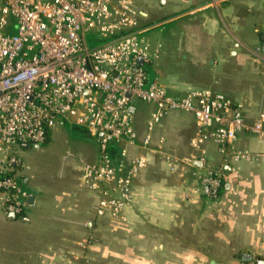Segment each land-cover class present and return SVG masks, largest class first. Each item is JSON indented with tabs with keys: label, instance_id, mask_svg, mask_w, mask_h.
I'll return each instance as SVG.
<instances>
[{
	"label": "crops",
	"instance_id": "crops-1",
	"mask_svg": "<svg viewBox=\"0 0 264 264\" xmlns=\"http://www.w3.org/2000/svg\"><path fill=\"white\" fill-rule=\"evenodd\" d=\"M133 1L141 35L160 56L149 65L155 72L146 68L150 82L158 81L179 97L195 88L223 93L244 105L248 123L258 119L264 110V0ZM169 58L184 71L167 67ZM154 110L152 106L144 129L134 120L140 143ZM84 130L94 139L88 163H98L99 143ZM195 135L194 116L172 112L152 132L151 147L173 158L129 149L130 159L146 154L149 162L134 179L119 219L95 216L81 166L75 182L66 181L65 188L53 192L48 184L42 188L23 180L24 168L18 178L34 206L23 217L7 215L0 206L13 220L3 238L0 234V264H90L103 246L112 247L114 264L264 260V138L241 134L237 149L255 158L238 162L226 159L214 143L205 145L209 163L224 174L219 197L211 199L197 191L203 170L196 165L201 153L191 146ZM122 147L110 146L114 160Z\"/></svg>",
	"mask_w": 264,
	"mask_h": 264
},
{
	"label": "built area",
	"instance_id": "built-area-1",
	"mask_svg": "<svg viewBox=\"0 0 264 264\" xmlns=\"http://www.w3.org/2000/svg\"><path fill=\"white\" fill-rule=\"evenodd\" d=\"M89 34L93 36L89 39ZM92 43L95 46H89ZM160 59L141 35L133 0H0V206L23 217L33 207L18 178L25 165L24 145H43L60 127L86 129L99 143L98 163H83L81 181L89 190L97 218H123L134 179L148 155L129 158V149L173 158L151 147L152 132L172 112L192 114L201 153L199 188L217 199L223 172L209 163L205 145L238 162L255 158L237 149L241 134L264 138V110L248 123L244 105L223 93L195 88L179 97L149 81L146 65ZM154 106L147 136L135 129L136 103ZM131 108H135L131 113ZM119 150L114 160L109 148ZM164 146L165 139H160ZM92 237L89 243L92 241ZM240 264H256V260Z\"/></svg>",
	"mask_w": 264,
	"mask_h": 264
},
{
	"label": "rangeland",
	"instance_id": "rangeland-1",
	"mask_svg": "<svg viewBox=\"0 0 264 264\" xmlns=\"http://www.w3.org/2000/svg\"><path fill=\"white\" fill-rule=\"evenodd\" d=\"M92 36L93 34H89V39ZM169 44L170 43H168V45ZM89 46L93 47L95 45L89 43ZM167 67L177 68L178 70L182 69V65H178L177 61L174 62L173 59L170 58L167 61ZM146 68H148L150 73L155 70V67L149 65H146ZM189 69V64H185V70L189 71ZM182 70L184 71V69ZM192 72L195 73V71ZM136 109L137 111L134 116L136 126H138L139 129H144L147 115L151 112L152 106L144 102H137ZM93 140L94 139H92L81 127L66 126L56 129L52 132L51 139L49 137V140H47L45 144L40 145L39 149H33L32 147L29 149H22L21 158L25 165L24 171L28 173H22V179H31V184L34 183L42 188H47L48 184L52 192L62 190L66 187V181L75 182L78 174L77 168L82 166L83 163L88 162V148L92 147L94 143ZM89 218L87 222L91 221V216ZM12 222L13 220H10L7 215L0 210V234L2 238L5 230H7L6 226L10 225ZM107 244H110L109 239ZM96 254L98 258L95 256L96 259L90 264H114L111 246L99 248Z\"/></svg>",
	"mask_w": 264,
	"mask_h": 264
},
{
	"label": "water",
	"instance_id": "water-1",
	"mask_svg": "<svg viewBox=\"0 0 264 264\" xmlns=\"http://www.w3.org/2000/svg\"><path fill=\"white\" fill-rule=\"evenodd\" d=\"M135 110V108H131V113H133ZM24 149H29V148H33V149H39L40 148V145L38 144H34V145H28V144H25L24 146ZM197 166H201V164L199 162L196 163ZM12 217H15L14 215H11ZM250 260V259H249ZM248 260V261H249ZM256 264H264V260H257L256 261Z\"/></svg>",
	"mask_w": 264,
	"mask_h": 264
},
{
	"label": "trees",
	"instance_id": "trees-1",
	"mask_svg": "<svg viewBox=\"0 0 264 264\" xmlns=\"http://www.w3.org/2000/svg\"><path fill=\"white\" fill-rule=\"evenodd\" d=\"M49 140V139H48Z\"/></svg>",
	"mask_w": 264,
	"mask_h": 264
}]
</instances>
